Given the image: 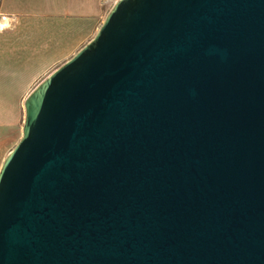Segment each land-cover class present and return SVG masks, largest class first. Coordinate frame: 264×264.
I'll return each instance as SVG.
<instances>
[{
    "label": "water",
    "instance_id": "obj_1",
    "mask_svg": "<svg viewBox=\"0 0 264 264\" xmlns=\"http://www.w3.org/2000/svg\"><path fill=\"white\" fill-rule=\"evenodd\" d=\"M24 108L0 264H264V0H117Z\"/></svg>",
    "mask_w": 264,
    "mask_h": 264
},
{
    "label": "crops",
    "instance_id": "obj_2",
    "mask_svg": "<svg viewBox=\"0 0 264 264\" xmlns=\"http://www.w3.org/2000/svg\"><path fill=\"white\" fill-rule=\"evenodd\" d=\"M112 2L0 0V146L17 142L29 93L94 37Z\"/></svg>",
    "mask_w": 264,
    "mask_h": 264
},
{
    "label": "rangeland",
    "instance_id": "obj_3",
    "mask_svg": "<svg viewBox=\"0 0 264 264\" xmlns=\"http://www.w3.org/2000/svg\"><path fill=\"white\" fill-rule=\"evenodd\" d=\"M117 0H113L112 2V7L113 5L115 4ZM111 7V8H112ZM110 8V9H111ZM110 9H108V11H110ZM108 11H106L105 13H107ZM104 13V14H105ZM102 24V23H101ZM1 101V100H0ZM9 106H11L13 104V106L16 107V104H15V101H6ZM3 108H6L3 106ZM25 109V108H24ZM24 109H23V112H22V125L24 124ZM21 136H22V126H21V133H19L18 137H17V142L19 141V139H21ZM16 143V142H15ZM14 142L10 143V145L8 147H3V146H0V168H1V165H2V162L3 160L6 158L7 154L9 153V151L12 149V147L14 146L15 144Z\"/></svg>",
    "mask_w": 264,
    "mask_h": 264
}]
</instances>
